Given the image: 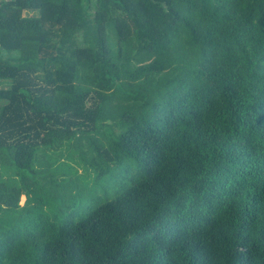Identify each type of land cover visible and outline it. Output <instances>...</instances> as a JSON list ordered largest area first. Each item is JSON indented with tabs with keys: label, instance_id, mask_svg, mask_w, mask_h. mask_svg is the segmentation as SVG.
I'll return each instance as SVG.
<instances>
[{
	"label": "trees",
	"instance_id": "obj_1",
	"mask_svg": "<svg viewBox=\"0 0 264 264\" xmlns=\"http://www.w3.org/2000/svg\"><path fill=\"white\" fill-rule=\"evenodd\" d=\"M0 264H264V0H0Z\"/></svg>",
	"mask_w": 264,
	"mask_h": 264
},
{
	"label": "rangeland",
	"instance_id": "obj_2",
	"mask_svg": "<svg viewBox=\"0 0 264 264\" xmlns=\"http://www.w3.org/2000/svg\"><path fill=\"white\" fill-rule=\"evenodd\" d=\"M39 10H29L25 11V14L29 15H38ZM73 140L65 141L61 147L58 149H46L48 150L50 154L57 157V166H66L63 163H67L72 167L71 171H73L70 176L73 177H79L81 180H88L91 182L94 179V170L92 168H86V165L84 161L82 160L81 156L79 155V152L74 153V157H71V150L74 148L73 146ZM87 149V146L84 147ZM45 150H40V154H42ZM61 166V167H62ZM68 167V166H66ZM69 176V175H68ZM58 178H61V175L58 176ZM26 201V195L22 194L20 197V204L23 205ZM60 201L53 199L52 202L45 203L44 210L48 212L51 216L55 215L57 213V210L60 208Z\"/></svg>",
	"mask_w": 264,
	"mask_h": 264
}]
</instances>
